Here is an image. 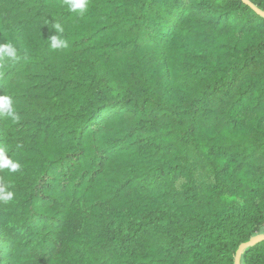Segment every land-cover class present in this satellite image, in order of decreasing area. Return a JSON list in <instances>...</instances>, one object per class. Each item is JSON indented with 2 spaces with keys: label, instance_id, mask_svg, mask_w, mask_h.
Here are the masks:
<instances>
[{
  "label": "trees",
  "instance_id": "1",
  "mask_svg": "<svg viewBox=\"0 0 264 264\" xmlns=\"http://www.w3.org/2000/svg\"><path fill=\"white\" fill-rule=\"evenodd\" d=\"M9 42L0 264H235L264 236V0H0Z\"/></svg>",
  "mask_w": 264,
  "mask_h": 264
},
{
  "label": "clouds",
  "instance_id": "2",
  "mask_svg": "<svg viewBox=\"0 0 264 264\" xmlns=\"http://www.w3.org/2000/svg\"><path fill=\"white\" fill-rule=\"evenodd\" d=\"M69 7L72 11H78L83 14L87 8V0H69ZM64 31L62 25L59 23L53 24V32L48 40L50 41V47L53 50L66 49L69 44L66 39H63L60 34ZM0 55L8 56L14 59L16 57V50L14 46L9 43L0 44ZM0 115L14 116V108L11 104L10 98L7 96L0 97ZM0 168H8L10 171L15 172L20 168L18 162H13L11 159L5 157L2 162H0ZM14 194L11 191H7L4 188H0V202L8 203L13 199Z\"/></svg>",
  "mask_w": 264,
  "mask_h": 264
},
{
  "label": "water",
  "instance_id": "3",
  "mask_svg": "<svg viewBox=\"0 0 264 264\" xmlns=\"http://www.w3.org/2000/svg\"><path fill=\"white\" fill-rule=\"evenodd\" d=\"M261 240H264V236H263V237H256V238L250 240L249 242L242 244V245L239 247V249H238V251H237V253H236L235 264H239V257H240V254L243 252V250H244L245 248H247V247H251V246H253L254 244L260 242Z\"/></svg>",
  "mask_w": 264,
  "mask_h": 264
}]
</instances>
